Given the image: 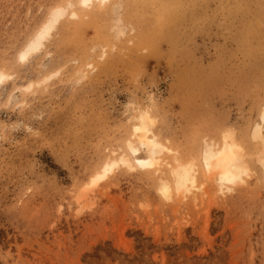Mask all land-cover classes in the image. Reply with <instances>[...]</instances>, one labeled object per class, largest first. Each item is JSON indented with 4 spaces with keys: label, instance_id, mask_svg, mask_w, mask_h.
Returning <instances> with one entry per match:
<instances>
[{
    "label": "rangeland",
    "instance_id": "1",
    "mask_svg": "<svg viewBox=\"0 0 264 264\" xmlns=\"http://www.w3.org/2000/svg\"><path fill=\"white\" fill-rule=\"evenodd\" d=\"M57 5L65 17L20 62ZM0 70V264H264L256 167L224 194L201 172L207 195L171 201L160 173L121 167L76 206L143 114L183 160L229 128L252 161L264 0H0Z\"/></svg>",
    "mask_w": 264,
    "mask_h": 264
},
{
    "label": "bare ground",
    "instance_id": "2",
    "mask_svg": "<svg viewBox=\"0 0 264 264\" xmlns=\"http://www.w3.org/2000/svg\"><path fill=\"white\" fill-rule=\"evenodd\" d=\"M97 1L103 5L114 2L79 0V3L85 8H90ZM66 13L67 8L64 6L57 5L52 8L47 19L19 51L20 62L26 63L32 54L38 53L45 46ZM8 77L7 73L0 70V84ZM253 122L251 129H248L250 138L255 143V149L250 157L251 162L245 158L242 144L229 128L223 131L219 140L205 138L197 160L195 158L183 160L178 151L167 146L154 132V120L143 114L133 125L131 138L126 142V153L109 157L103 162L100 169L94 172L89 181L77 192L76 206L79 211L90 207L93 188L121 167L160 173L158 192L167 201L175 197L187 199L197 198L198 194L207 195L209 191L205 182H201V172L207 179L215 182L216 191L220 194L232 192L236 186L246 183L252 178L255 167L260 170L264 179V102L259 110L258 119ZM168 156H172V162L167 160Z\"/></svg>",
    "mask_w": 264,
    "mask_h": 264
}]
</instances>
